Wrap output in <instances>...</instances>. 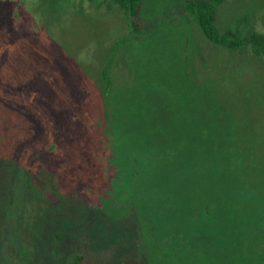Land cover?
I'll return each mask as SVG.
<instances>
[{"label": "rangeland", "instance_id": "obj_1", "mask_svg": "<svg viewBox=\"0 0 264 264\" xmlns=\"http://www.w3.org/2000/svg\"><path fill=\"white\" fill-rule=\"evenodd\" d=\"M187 1L133 33L115 0H0V264H264V58ZM217 27L264 33V0Z\"/></svg>", "mask_w": 264, "mask_h": 264}, {"label": "trees", "instance_id": "obj_2", "mask_svg": "<svg viewBox=\"0 0 264 264\" xmlns=\"http://www.w3.org/2000/svg\"><path fill=\"white\" fill-rule=\"evenodd\" d=\"M145 1L146 0H115V3L121 9L125 10L128 28L132 30L133 33L139 29V23L136 18L138 17L140 8L145 3ZM226 1L227 0H188L184 4V9L188 16H191L195 19L198 24L197 27L200 28L202 33L212 44L219 47L228 48L230 51H238L241 48L250 47L256 57L264 58V33H259L255 29H252L247 33L246 36L243 37L239 32H236L232 29L221 30L217 27V17L219 10ZM120 45H116L115 47L118 48ZM111 60H113V54L107 60L108 62L104 63L101 75L99 76L100 81L105 86L107 98H110V93H112L114 88L110 74V70L113 66ZM141 162L142 160H139V162L134 161V164L136 166L139 164L142 166ZM195 205L199 211H195L196 213H194L191 218L200 212L198 217L201 218V222L209 221L210 214L217 212L220 209L218 204H215V202L209 200H207L206 205L203 206L206 211H201L203 209L201 205L197 203H195ZM200 214H203V216ZM193 229V236H197L198 234L195 230L197 227ZM189 235L190 233L186 234L183 232L180 237L174 238V244H181L183 246L189 247L192 245V236ZM83 259L84 258L82 255H77L70 262V264H81Z\"/></svg>", "mask_w": 264, "mask_h": 264}]
</instances>
